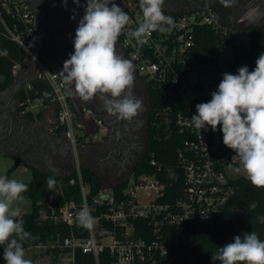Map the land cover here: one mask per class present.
<instances>
[{
	"label": "built area",
	"instance_id": "1",
	"mask_svg": "<svg viewBox=\"0 0 264 264\" xmlns=\"http://www.w3.org/2000/svg\"><path fill=\"white\" fill-rule=\"evenodd\" d=\"M82 1L86 3V0ZM120 7L130 17L129 25L118 38L124 56L134 64L136 73L145 83L162 89L164 100L174 88L175 96L181 103V108H176L171 112L169 105H165L163 109L155 108L154 116L155 118L163 116L167 128L173 122L180 132L186 134L178 151V159L182 167V192L174 202L159 203L157 199L164 193V183L159 180L155 171L153 173L142 172L136 176L130 171L121 179L126 181L122 192L127 195V200L118 202L109 213L103 214L105 219L122 224L124 227L122 232L115 234L113 230L97 227L95 217L94 227L89 230L87 238L78 239L70 236L65 237L62 242L56 238L28 248L25 253L35 248L46 251L47 248L67 246L71 250L59 255V262L73 263L74 249L79 247L83 252L93 256L95 264H100L98 256L102 251H107L115 264H141L152 257L154 249H158L159 254H164L170 246L157 239L147 242L136 237L128 221L129 217L149 219L156 238L160 237V230L163 226H172L171 243H175L191 227V224H199L211 219L226 205L235 192L231 180L235 177L231 175L230 169L235 167L234 163L240 165L239 158L235 156V152H229V148L224 145L220 126L217 131L213 132L210 127L207 131H199L191 124V117L196 114V105L202 101L193 89L194 82L189 80L188 71L186 79H183L179 73V67L185 64L190 50L195 45L193 37L195 26L211 24L224 33L229 34L230 32L219 28L206 10L173 12L163 9L165 15H171L174 18V29L166 34L153 32L148 42L140 46L131 36V30L135 29L143 19L139 0H126ZM0 25L3 33L17 42L23 49L25 57L30 58L36 65V72L31 79L40 78L49 85L50 90L45 95L46 98L49 97L50 104L57 106V112L49 120L48 131L62 134L71 146L73 168L76 171L83 197V204L77 212L82 208L90 210L86 202L88 186L81 178L77 148L81 143L80 136L84 144L97 139L101 131L97 130L87 136L82 122L71 110L62 79L33 56L29 48V39L33 32V10L28 1L0 0ZM29 82L26 84L27 88H30ZM38 104L46 106L44 96L29 101L24 111L35 113V106ZM149 163L155 167L156 171L160 170V165L154 159V152L150 154ZM167 174L175 176L171 171ZM70 182L74 183V179H70ZM53 196L51 195L50 199ZM95 200L98 202L112 201L113 197L111 193L103 195L100 191ZM69 207H74V204L66 203L60 208V219L67 225H71L74 219ZM41 216L46 217L43 212Z\"/></svg>",
	"mask_w": 264,
	"mask_h": 264
},
{
	"label": "trees",
	"instance_id": "2",
	"mask_svg": "<svg viewBox=\"0 0 264 264\" xmlns=\"http://www.w3.org/2000/svg\"><path fill=\"white\" fill-rule=\"evenodd\" d=\"M248 31L249 43L245 45L236 41L238 33L227 34L211 24L195 26L193 30L195 45L190 50L185 64L179 67L180 75L186 79V73L191 66L217 64L224 46L228 43H231L232 51V60L227 63L230 72L237 74V69L241 66H247L249 71L254 70L256 59L261 53H264V24L253 26ZM3 49H7L8 54L0 55V76L2 78L0 88H5L13 82L14 67L25 59L23 49L3 33V28L0 25V50ZM221 80L222 77L217 74L210 82H194L193 89L199 95L202 103L211 100V93L217 90ZM29 84L30 88L23 87L17 94L21 103L19 110L24 111L25 105L29 101L41 96H44V104L50 103L49 97L46 98L45 95L50 90L45 80L33 78ZM145 84L149 97L145 150L142 157L135 162L131 173L136 176L142 172L153 173L155 171L159 180L164 183V193L158 197L157 202L171 203L182 192V167L179 163L178 151L186 134L180 132L173 122L167 128L163 116L155 118L154 109H163L165 105H169L171 112V110L181 108V103L175 96L174 88L170 90V95L164 100L162 89L155 88L149 83ZM55 110L57 112V108ZM42 112V110L35 113L26 111L23 115L33 120L35 117L40 118ZM95 132H97V128L94 129L93 133ZM79 140L82 143V136L79 137ZM151 152H154V159L160 165L159 171H156L155 167L149 163ZM229 152L234 153L230 148ZM18 163L19 160L14 159L13 164L6 170L5 176L8 177ZM234 166L236 167L238 164L234 163ZM80 170L82 181L88 186L86 202L90 207L91 214L97 218V227H104L119 234L124 228L122 224L105 219L103 214L109 213L118 202L127 200V195L122 192L126 184L125 179L110 186L112 201L98 202L95 199L104 188L102 178L83 161H80ZM168 171L174 173L175 176L167 174ZM52 176L55 177L57 183L54 189L49 190L46 181L48 177ZM72 178L74 183L70 182ZM231 180L235 192L226 205L206 222L191 224V227L175 243H171L172 226H163L160 230V237L156 238L149 219L129 217L128 221L132 225L136 237L147 242L157 239L170 246L164 254H159L158 249H154L152 257L141 264H151L152 262L158 264H213L212 254L217 252L218 247L231 242L236 235L255 231L258 237L264 240V224L257 219L258 216H264V189L254 188L247 176L244 175ZM27 185L29 186L28 191L23 194L30 199L31 207L29 211H19L24 221L25 231L31 233V238L22 242L25 250L56 238L62 242L65 237L70 236L78 239L88 237L89 230L79 226L76 220V213L83 204V197L74 168L67 174L56 176L31 167L30 180ZM51 195H54L52 199H50ZM70 202L74 204V207H69L73 212L74 219L71 225H67L60 219V208ZM253 205L254 207H251ZM41 212L46 215L45 218H42ZM3 247L1 245L2 252ZM70 250V247L67 246H57L56 248H47L46 251L51 252L54 264H95L93 256L83 252L79 247L74 249L73 263L59 262V255L68 253ZM98 258L100 264H115L107 251H102ZM214 264H219V262H214Z\"/></svg>",
	"mask_w": 264,
	"mask_h": 264
},
{
	"label": "clouds",
	"instance_id": "3",
	"mask_svg": "<svg viewBox=\"0 0 264 264\" xmlns=\"http://www.w3.org/2000/svg\"><path fill=\"white\" fill-rule=\"evenodd\" d=\"M164 2L139 0L143 19L131 30L138 45L146 44L153 32L166 34L174 29L175 20L165 15ZM73 3L79 5L80 0ZM129 21L128 13L113 0H86L84 15L75 30L74 52L58 73L68 94L74 92L85 102L98 97L107 113L127 121L143 110L142 100L131 91L135 66L116 53L117 40ZM7 54V49L0 50V55ZM255 65L252 71L241 66L237 74L223 73L211 100L196 105L191 124L199 131L210 127L213 132L220 126L224 145L235 152L251 185L264 189V53ZM46 183L52 190L57 181L52 176ZM28 188L21 181L0 176V245L4 246L5 264H33L25 258L22 243L31 238V233L25 231L20 212L14 207ZM257 219L264 224V216ZM76 220L87 230L95 224V217L87 208L76 213ZM211 259L213 264H264V240L255 231L236 235L218 247Z\"/></svg>",
	"mask_w": 264,
	"mask_h": 264
},
{
	"label": "flooded vegetation",
	"instance_id": "4",
	"mask_svg": "<svg viewBox=\"0 0 264 264\" xmlns=\"http://www.w3.org/2000/svg\"><path fill=\"white\" fill-rule=\"evenodd\" d=\"M27 1L33 10V32L29 39V48L35 59L58 75L63 68L64 61L69 58L70 53L74 52L75 30L79 20L84 15L85 2L80 0V4L77 5L73 3V0H67L65 5L64 0ZM125 1L113 0L118 6ZM253 1L165 0L163 9L177 12H190L202 9L209 13V10L205 9V7L212 6L217 8L222 6L226 10H232L233 16L236 17L244 7ZM73 16H75V19L72 18ZM262 21L264 23V19ZM116 53L126 59L118 40ZM35 72L36 65L30 58L25 57L14 69L15 78L13 82L22 84L29 77L30 81ZM11 84L5 88H0V91L4 90L0 92V150L3 153L13 154L14 159H18L19 162L32 163L35 166L45 167L49 164L48 160L61 164L70 162L72 154L67 149L69 143L65 138L62 140V144H58L60 147L58 149L52 148L48 144L41 148L31 143L30 136L32 132L29 130L32 126L28 122L34 120L24 117L23 113L26 111L19 110L21 103L17 98L18 92L23 87H26V84L17 92L10 87ZM131 91L135 97L143 102V110L131 121L120 120L116 116L107 113L98 97L85 102L74 92L72 94L66 92L71 110L82 122L84 128H97V130L101 131L98 139L92 142L88 151L82 153L84 160H87L97 171L110 176L112 179L124 178L131 171L135 162L142 157L145 150L149 97L147 86L136 71L134 72V85ZM52 107L53 116L56 113L55 108L57 106L52 104ZM14 122H18L16 126L23 127L27 131V137L21 142L17 139L14 140V133L10 138L5 137L8 134L11 123L13 124ZM38 127L41 133L48 135L49 123L47 120L39 124ZM47 139L48 137H46L45 141Z\"/></svg>",
	"mask_w": 264,
	"mask_h": 264
},
{
	"label": "rangeland",
	"instance_id": "5",
	"mask_svg": "<svg viewBox=\"0 0 264 264\" xmlns=\"http://www.w3.org/2000/svg\"><path fill=\"white\" fill-rule=\"evenodd\" d=\"M236 41L241 42L245 45L249 42V31L243 30L239 32L238 37L236 38ZM232 60V51H231V43H228L224 46L221 55L219 57V61L217 64L213 65H200V66H191L188 69V78L192 82H210L213 80L214 76L219 74L222 78V74L225 72L231 73L228 69L227 63H229ZM0 76V80H1ZM47 106V104H46ZM44 107L41 105H36L35 109L36 111L42 110ZM34 111V112H36ZM43 115V112H42ZM49 115L51 116L50 112ZM103 129V128H102ZM82 158L79 157V160ZM14 160L12 157L7 155L6 153L2 152V155L0 154V176H5L6 170L13 164ZM240 168V171H237L236 169ZM230 173L232 176L237 177L244 175L246 176V173L243 171L242 166H236L230 169ZM9 179H16L18 181H21L25 184H28L30 180V170L27 169L25 165H20L15 172H11L8 175ZM103 179V185L104 188L101 190V194L103 195H110V186L113 184H117L120 179H112L110 176L106 175L102 177ZM23 200L17 201L14 204V207L18 209V211H29L31 207V201L30 199L22 193ZM26 259L32 260L33 264H54L53 256H51V252H47L43 249L35 248L28 250L25 255ZM0 264H5V261L3 259V252L1 250L0 245ZM151 264H158L156 262H152Z\"/></svg>",
	"mask_w": 264,
	"mask_h": 264
},
{
	"label": "water",
	"instance_id": "6",
	"mask_svg": "<svg viewBox=\"0 0 264 264\" xmlns=\"http://www.w3.org/2000/svg\"><path fill=\"white\" fill-rule=\"evenodd\" d=\"M205 9L209 10V13L212 17L213 22L221 29H223L226 32L230 33H239L243 30H248L249 28L253 26H258V25H263V19H264V0H254L252 3L247 5L246 7L243 8V10L236 16L234 17L232 14V10L225 9L224 7L220 6L217 8H214L212 6H207ZM166 10V9H165ZM173 12H177L175 10H169ZM16 67V66H15ZM14 67V69H15ZM30 78V77H29ZM28 79H25L22 84H15V81L11 84L10 87L14 89L15 92L19 91L23 85L29 81ZM4 91V90H3ZM0 91V92H3ZM4 118H6L4 116ZM6 122V120H5ZM18 122H14L13 124L11 123L8 134L5 135V137L10 138L11 135L13 136V133L15 135L14 140H18L19 142L23 141L25 137H27L26 130L23 127H18L16 126ZM33 123L35 122H28L29 125H34ZM31 131V136H30V141L33 144H36L37 146L43 145L46 137H50L49 134L46 135L43 132H39L38 135H35L33 133L32 129ZM57 138V141L62 144V140L65 138L62 134H60ZM4 137V138H5ZM66 139V138H65ZM66 149V148H64ZM62 149V150H64ZM67 149H69L70 153L72 154V150L70 145H67ZM78 155L80 157V151L81 147L77 148ZM122 179V178H121ZM120 179V180H121Z\"/></svg>",
	"mask_w": 264,
	"mask_h": 264
},
{
	"label": "crops",
	"instance_id": "7",
	"mask_svg": "<svg viewBox=\"0 0 264 264\" xmlns=\"http://www.w3.org/2000/svg\"><path fill=\"white\" fill-rule=\"evenodd\" d=\"M249 43V42H248ZM44 108V111H43V115L40 117V118H34L32 122H35L33 123L34 125H32V131L33 133H35V135H38L39 134V130H38V125L39 124H42L44 123L45 120L48 121V123H50V119L53 117L52 116V113H53V107H52V104L48 103L47 106H43ZM49 112L51 114V116L49 115ZM77 117V116H76ZM78 118V117H77ZM79 119V118H78ZM37 124V125H36ZM85 130V133L87 134V136H89L91 133L94 132V129H90V128H84ZM49 134L50 137H48L47 141H45L46 143H44L43 145L39 146V147H44V146H47V144L52 147V148H60L58 146L59 142L57 141V138L60 135V133H50L49 131L47 132ZM98 139V138H97ZM97 139H93V140H90L89 142L87 143H80L79 147H81V154H80V157L82 158L81 160H83V163L88 165L90 168H92L93 170H95L97 172V174L102 178L105 176V174H102L100 173L99 171H97L95 168H93L90 163L86 160H84V157L82 156V153H85L86 151H88L89 147L91 146L92 142H95ZM0 154L2 155V151L0 150ZM7 155H9L10 157L13 158L14 160V156L13 154L11 153H6ZM49 164L47 166H35L34 164L32 163H23V162H19L17 165H16V168L12 171L15 172V170L20 166V165H25L27 167V169L30 170L31 167H37L38 169L42 170V171H46V172H49V173H52L53 175H64V174H67L72 168H73V153H72V160L68 163H56V162H52L51 160H48L47 161ZM103 179V178H102Z\"/></svg>",
	"mask_w": 264,
	"mask_h": 264
}]
</instances>
